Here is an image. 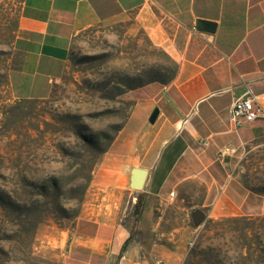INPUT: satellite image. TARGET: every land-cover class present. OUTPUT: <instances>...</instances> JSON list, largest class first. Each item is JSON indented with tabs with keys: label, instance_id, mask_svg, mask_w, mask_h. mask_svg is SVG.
Returning a JSON list of instances; mask_svg holds the SVG:
<instances>
[{
	"label": "crops",
	"instance_id": "obj_1",
	"mask_svg": "<svg viewBox=\"0 0 264 264\" xmlns=\"http://www.w3.org/2000/svg\"><path fill=\"white\" fill-rule=\"evenodd\" d=\"M122 21L177 67L170 82L131 90L128 119L92 172L62 264H173L198 231L194 211L264 213V194L234 170L242 150L264 135V120L236 126L228 114L247 90L264 108V0H23L8 70L12 95L46 97L64 74L73 37ZM228 146L236 153L220 157ZM133 167L147 170L142 189L129 187Z\"/></svg>",
	"mask_w": 264,
	"mask_h": 264
},
{
	"label": "rangeland",
	"instance_id": "obj_2",
	"mask_svg": "<svg viewBox=\"0 0 264 264\" xmlns=\"http://www.w3.org/2000/svg\"><path fill=\"white\" fill-rule=\"evenodd\" d=\"M22 1L0 0V264H62L91 160L85 139H114L132 88L167 78L174 66L130 22L96 24L72 38L64 74L46 97L17 99L7 79ZM234 170L264 194V135ZM173 264H264V213L205 218Z\"/></svg>",
	"mask_w": 264,
	"mask_h": 264
},
{
	"label": "built area",
	"instance_id": "obj_3",
	"mask_svg": "<svg viewBox=\"0 0 264 264\" xmlns=\"http://www.w3.org/2000/svg\"><path fill=\"white\" fill-rule=\"evenodd\" d=\"M228 114L230 121L236 126H240L244 121H253L258 117H261L264 120V108L256 104L255 98L249 90L243 95L234 98ZM206 143V141L202 142L204 145ZM235 151V147H223L219 150V155L220 157H225L235 153Z\"/></svg>",
	"mask_w": 264,
	"mask_h": 264
},
{
	"label": "trees",
	"instance_id": "obj_4",
	"mask_svg": "<svg viewBox=\"0 0 264 264\" xmlns=\"http://www.w3.org/2000/svg\"><path fill=\"white\" fill-rule=\"evenodd\" d=\"M171 61H172L174 67H173V70L170 73V75L165 79H162V80L156 79V80H152V81L160 82L162 84L168 83L171 81V79L175 75V71H176V67H177L175 61H173V60H171ZM149 82H151V81H149ZM141 85H143V84H141ZM138 86H140V85H138ZM120 128H121V126L117 127L115 130H118ZM112 140H113V135H109L108 133H105V132L97 134L95 137L92 136V138H90V139H88V138L85 139L84 146L91 151V160L89 159L87 174L85 175V183L83 184L81 194L78 197L79 201L82 200V196H83L82 193H84V189H86L87 184L89 183V181L91 179L93 169H94L95 165L97 164L99 157L109 148ZM47 190H48V188L43 189V191H42L43 195H46ZM60 208L63 211H65V207L60 206Z\"/></svg>",
	"mask_w": 264,
	"mask_h": 264
},
{
	"label": "water",
	"instance_id": "obj_5",
	"mask_svg": "<svg viewBox=\"0 0 264 264\" xmlns=\"http://www.w3.org/2000/svg\"><path fill=\"white\" fill-rule=\"evenodd\" d=\"M198 26L205 28L208 31H212L214 24L204 20H199ZM157 114H158V109L157 108L153 109L148 119L149 122L153 123L157 117ZM146 175H147V170L140 167H133L131 169L129 187L137 190L142 189L145 183ZM191 218H192V222L195 225H198L205 219V214L202 210L198 209L192 213Z\"/></svg>",
	"mask_w": 264,
	"mask_h": 264
}]
</instances>
